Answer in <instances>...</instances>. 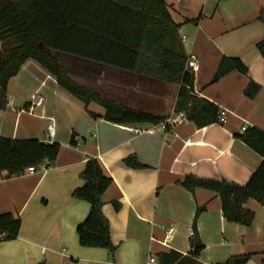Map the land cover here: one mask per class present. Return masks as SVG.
<instances>
[{
  "label": "crops",
  "instance_id": "1",
  "mask_svg": "<svg viewBox=\"0 0 264 264\" xmlns=\"http://www.w3.org/2000/svg\"><path fill=\"white\" fill-rule=\"evenodd\" d=\"M163 1L179 27L186 55L199 62L196 95L226 112V123L200 129L176 115L175 85L93 62L101 68L91 83L70 75L122 107L166 118L157 126L117 125L103 118L101 106L92 103L87 110L36 62H27L9 83L8 105L0 110V137L57 143L61 150L47 172L12 178L0 173V215L13 214L22 221L16 240L0 243V264H149L151 259L158 264L161 253L190 254L195 235L204 245L201 264H222L242 255L251 256L248 264H264V206L255 200L245 204L255 214L246 228L225 219L216 193H191L181 186L188 176L244 186L263 162L239 136L253 128L264 133V59L257 48L264 40L259 21L264 0ZM225 59L241 60L248 74L232 71L216 80ZM252 82L260 91L249 98L246 90ZM50 124L55 126L53 139L47 138ZM131 156L146 168H128L124 162ZM91 159L113 180L103 197V213L118 247L115 262L108 251L79 244L77 228L90 205L75 200L73 193L83 186L81 175ZM170 227L175 232L167 240Z\"/></svg>",
  "mask_w": 264,
  "mask_h": 264
},
{
  "label": "trees",
  "instance_id": "2",
  "mask_svg": "<svg viewBox=\"0 0 264 264\" xmlns=\"http://www.w3.org/2000/svg\"><path fill=\"white\" fill-rule=\"evenodd\" d=\"M259 21L264 24V10ZM264 59V40L258 46ZM61 53L89 62L117 68L143 77L179 87L174 113L184 114L198 128L218 124L222 110L195 93V75L188 68L186 55L176 25L163 0H0V110L8 105L10 81L29 61L36 62L60 88L81 100L87 110L95 103L105 110L104 119L117 125H161L166 118L122 107L75 82L54 57ZM232 71L248 74L238 59H225L216 80ZM260 91L255 83L246 90L249 98ZM94 119L99 116L90 113ZM239 139L263 157V162L244 186L227 181L188 176L181 186L193 193L204 189L216 193L221 200L225 219L246 228L253 225L255 214L245 208L249 200L264 206V133L250 129ZM72 145H76L74 139ZM61 146L37 140L17 141L0 137V173L19 177L29 168L48 163L54 167ZM124 164L134 170L145 169L135 156ZM83 186L73 193L75 200L90 205V213L77 228L83 248L102 249L115 262L118 247L111 238V227L103 213V197L113 180L106 176L100 163L91 159L81 175ZM116 211L121 209L115 202ZM205 209L197 212V217ZM22 221L13 214L0 215V243L16 240ZM204 251L195 235L190 254L176 251L158 255V264H201ZM250 255L235 256L222 264H248ZM41 264H45L44 262Z\"/></svg>",
  "mask_w": 264,
  "mask_h": 264
},
{
  "label": "built area",
  "instance_id": "3",
  "mask_svg": "<svg viewBox=\"0 0 264 264\" xmlns=\"http://www.w3.org/2000/svg\"><path fill=\"white\" fill-rule=\"evenodd\" d=\"M188 68L190 70V72H192L194 75L196 74V72H198L199 68H200V65H199V62L197 60V58L195 56H192L189 58L188 60ZM181 117L184 116V114H180ZM169 122H171V120H167ZM227 121V114L226 112L224 111H221L220 113V116H219V119H218V124L220 125H223L225 124ZM164 128H166V125H163ZM55 136V126L53 124H50L48 125L47 127V138L48 139H53ZM53 167H50L48 165V163H44L42 164L39 168H29L26 173L27 174H30V175H34V174H37V173H44V172H47L49 170H51ZM175 232V228L174 227H170L168 230H167V233H166V239L167 240H170L173 236V233ZM192 237L194 236V232L191 233ZM155 259H151L150 260V263L149 264H155Z\"/></svg>",
  "mask_w": 264,
  "mask_h": 264
},
{
  "label": "rangeland",
  "instance_id": "4",
  "mask_svg": "<svg viewBox=\"0 0 264 264\" xmlns=\"http://www.w3.org/2000/svg\"><path fill=\"white\" fill-rule=\"evenodd\" d=\"M55 55L67 70L69 76L74 75L87 84L91 83L89 80L92 77V74L98 73L99 69L97 68H101L98 67L99 65L92 64L91 62L66 57L65 54L55 53Z\"/></svg>",
  "mask_w": 264,
  "mask_h": 264
}]
</instances>
